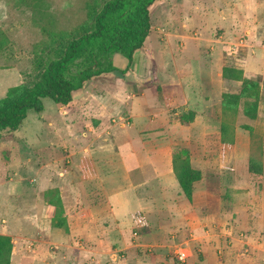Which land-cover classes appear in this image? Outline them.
<instances>
[{"label":"rangeland","instance_id":"obj_1","mask_svg":"<svg viewBox=\"0 0 264 264\" xmlns=\"http://www.w3.org/2000/svg\"><path fill=\"white\" fill-rule=\"evenodd\" d=\"M102 3L0 0V102L32 86L45 64L61 54L62 45L89 28ZM150 19L156 35L147 43H155L151 53L158 42L164 43L156 55L164 78L157 70L145 82L128 76L132 81L127 85L136 84L128 90L123 73L103 74L92 80L95 97L66 105L44 98L43 111H29L18 129L0 133V182L13 193L14 207L8 211L0 194V230L13 234L11 253L42 244L50 256L63 245L69 229L51 225L41 209L39 216L29 211L38 205L46 212L50 201L60 200L67 225L72 222L76 228L92 206L106 209L90 223L111 227L112 245L120 249V257H151L156 264H199L204 257L226 260L224 264H264L262 77L252 72L259 76L255 120H248L241 107L233 114L224 113L221 106L222 94L236 92L241 85L224 78L223 68L259 70L263 64L264 0H158ZM155 67L153 63L151 69ZM126 90L140 94L138 103L126 101ZM224 123L228 142L221 137ZM180 147L188 149L191 166L201 173L191 201L172 170L173 149ZM250 158L254 171L249 170ZM92 159L103 184L86 199V189H97V177L81 181L93 175ZM153 162L169 173L164 186L168 198L154 177ZM40 180L49 182L41 189L54 182L61 185L38 193ZM242 191L249 192V199L235 203L240 208L244 204L245 211L227 216L223 207ZM100 193H105L103 200ZM180 194L205 215L183 206ZM56 229L60 235L54 234ZM207 231L210 237L203 244L188 240L190 233ZM214 238L225 247H216ZM179 247L189 253L185 260L177 257ZM77 255L62 250L59 258L67 259L60 263L88 264L85 255ZM14 256L13 264H19Z\"/></svg>","mask_w":264,"mask_h":264},{"label":"trees","instance_id":"obj_2","mask_svg":"<svg viewBox=\"0 0 264 264\" xmlns=\"http://www.w3.org/2000/svg\"><path fill=\"white\" fill-rule=\"evenodd\" d=\"M155 1L103 0L89 28L62 45L61 54L45 64L32 86L18 96L0 102V133L18 129L29 111H43L44 98L66 105L72 100L73 93L81 89L86 81L110 72L125 73L130 68L134 52L144 47L149 36L150 10ZM115 54H121L127 59L125 69H119L114 64ZM222 75L241 82L238 91L222 94L224 113L234 114L241 107L242 114L248 120H255L258 116L259 76L234 67H224ZM226 126L225 123L220 125L224 142H228L225 138ZM244 127L251 129L246 124ZM173 150L174 176L186 199L191 201L193 184L200 179L201 173L191 166L186 147ZM249 170H255L251 158ZM46 213L51 225L68 231L60 200L50 201ZM12 246L11 238L0 234V264H10Z\"/></svg>","mask_w":264,"mask_h":264},{"label":"crops","instance_id":"obj_3","mask_svg":"<svg viewBox=\"0 0 264 264\" xmlns=\"http://www.w3.org/2000/svg\"><path fill=\"white\" fill-rule=\"evenodd\" d=\"M157 1L158 0H156L155 2H157ZM151 12H152V9L150 10V13ZM155 35H156V31H155L153 25H151V30H150V33H149V36L147 37V39L152 38V36H155ZM147 39L144 43V47L141 49H138L134 52L130 68L125 73H123L124 78H125L124 89L129 90V88H131L133 90V88L136 87V84L133 82H131L129 86L127 85V82L132 81V80L127 78L128 76H131L133 78L135 77L140 82H145L147 79L149 80L150 73L157 70L158 74L160 73L159 76L164 78V75H161L163 73V71H161L162 68L160 66V62L158 61L159 57L157 58V56H156L158 50L163 49L164 43H160V42H158V40H155L159 44L157 47L152 48L153 53H151L150 47L152 45H154L155 43H152V42L147 43ZM169 55L171 57V60L173 62H175L176 60H175V57H174L172 51H170ZM115 57L117 58V60L119 62H117V60H115ZM113 61H114V64L119 69H125L127 66V59L124 56H122L121 54H115L113 57ZM153 63L156 64V67L154 69H151V66ZM201 70H203V69H201ZM176 71H177V67H174L173 73L175 74ZM244 72H246V73H252L253 72V73L259 74L262 77V80L264 81V59H263V64L259 70H255L249 66L244 70ZM114 73L115 72H110V73H106V75L107 74H114ZM167 76L169 78L172 77L170 72L167 74ZM97 77H99V76H97ZM97 77H94V78H97ZM94 78L86 81L81 89L75 91L72 95V100L69 103H71V102L73 103V102L79 100L80 98H82L83 100L84 99H90L92 97V95H94L93 97H95V95H97L98 93L96 91H94V88L97 87V85L92 81V80H94ZM161 85H164V83H161ZM165 85H166V83H165ZM126 92H127V90H126ZM128 93L129 92H127V94ZM128 95L130 97L127 98L126 101L130 100L132 105L138 103V97H140L139 93L137 94L138 96H134V93L128 94ZM132 97H135L136 99L135 98L132 99ZM96 165L97 164L92 159V162L90 163L89 166H90L91 170L93 169V175L87 179L81 180V181L87 180V183H90V182L96 180L95 179L96 177L98 178L93 183L96 185L97 189H94V190H92V189L87 190L86 189V192H84L86 195V199L89 198L91 193L93 194L96 190H99V183L103 184V182L100 178V173L98 172V169L96 168ZM152 167H153L154 174H155L154 177L156 178V180L159 184H162L163 194H166L163 196L168 198L167 197L168 192L164 191V186L167 183V179H169V176H168L169 173H163L160 170L159 165L155 164L154 162L152 164ZM95 168H96V172H94ZM103 175L105 177L106 173L102 174V176ZM79 178L80 177L75 178L74 180L76 182H79ZM46 182H48V181L46 180L43 182L42 180H40V185L37 189V190H39L38 193H40L41 190L43 191L47 188L60 187V185H61L60 183L54 182V183H51L46 188L41 189L40 186H42V184H44ZM33 192L36 193V191H34V190H33ZM0 194H2L4 199H6V204H7L6 209H8V211H9V209L12 211L14 207L12 206V204H10V199H12L13 193H11V191H9L8 186L5 185L3 182H0ZM103 194H105V193H103ZM103 194L100 193L99 199L103 200ZM178 197L181 198L180 201L182 202L183 206L188 208V210L193 211L196 215H200V216L205 215L204 213L199 214L198 212H196L195 209L192 208L191 203L189 201H186V199L184 197H182V194L178 195ZM238 198L242 199V201H244L245 199L248 200L249 199V192L242 191V192H239V193L237 192L236 194H233L232 201L230 202V204L227 205V207H223V209H222L223 211L226 212L227 216L229 215V217H233L235 215V217H236V215H239V212H242L243 210L245 211V205L244 204H242V208H240L238 206L239 204L235 203ZM193 200H194V198H193ZM136 201H138V200H136ZM92 205H95V204H92ZM99 205L100 204H96L95 206H92V208H90L89 214H85L86 215V216L84 215L85 217L80 218V220H78L79 221V228H76L74 226V224H72V222H70V224L68 225L69 231H68V233H66L65 242L63 243V245L61 247H59V249L54 250L50 254V256L44 254L45 247L42 244H38L34 247L26 246V247H24L25 248L24 250L18 251L15 249L12 251L11 258H10V264H13L15 254H17L16 259H18L19 264H61L60 262L62 260L67 259V256L59 258L62 250H65L66 252L69 250L72 252V254L76 253V254H78L77 257L79 255H85L87 257L86 261L88 264H127L128 262H129V264H156L155 258L153 259L151 257H149V259H142L140 257H134V259H132V257H129L128 255L122 256V257L119 256L118 252L120 249H117V248L115 249L112 245L114 243V239L112 238V235L110 234L111 227L105 226L103 224H99L97 227H94L90 223L91 221L98 220L102 213H106V209L104 210V208L99 207ZM248 206H249V204H248ZM40 209L42 210V212L39 211ZM35 210H36L37 214L39 211V213H41V215H46L44 207L39 208L38 205H35L34 208L29 209L30 213H34ZM220 211H221V209H220ZM220 211H219V213H220ZM81 213H82V211L79 212L80 215H81ZM38 216H39V214H38ZM193 221H194L193 219H189L190 223H193ZM49 222H50V218H49ZM248 225L249 224H247V226ZM1 228H3V227H1ZM207 233H208V231L206 233H203V234L190 233L188 240L193 241V242H201V244H203L204 243L203 240L208 239L210 237V234H207ZM0 234L8 235V236L13 235L12 232L9 231V229H7V228L4 230L1 229ZM54 234L60 235L59 229H56L54 231ZM207 235H208V237H207ZM213 243L216 247L219 245H221L222 247H225L224 241H220V239H218V238L217 239L214 238ZM63 246H65L67 249H64ZM211 260L212 259H209L208 257H204L199 262V264H224L227 262L226 260L224 262L223 261H211ZM229 263H230V261H229ZM186 264H189V263H186Z\"/></svg>","mask_w":264,"mask_h":264},{"label":"built area","instance_id":"obj_4","mask_svg":"<svg viewBox=\"0 0 264 264\" xmlns=\"http://www.w3.org/2000/svg\"><path fill=\"white\" fill-rule=\"evenodd\" d=\"M176 254H177V257L180 260H185L189 256L188 251L185 248H182V247H179L177 249Z\"/></svg>","mask_w":264,"mask_h":264}]
</instances>
